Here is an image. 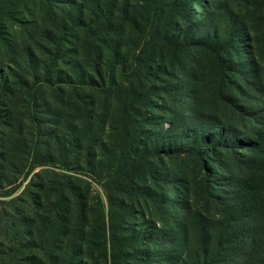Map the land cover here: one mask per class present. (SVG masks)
Wrapping results in <instances>:
<instances>
[{"label": "trees", "instance_id": "trees-1", "mask_svg": "<svg viewBox=\"0 0 264 264\" xmlns=\"http://www.w3.org/2000/svg\"><path fill=\"white\" fill-rule=\"evenodd\" d=\"M188 1L61 0L64 6L58 8L56 0H0V39L10 35L4 33L6 22L22 14V27L30 24L32 29L27 35L41 32L49 55L37 59L31 51L26 67H18L20 62H16L9 72L1 71L0 97L15 100L27 95L35 109L34 114L30 112L31 121L40 130L36 146L27 152L32 166L25 175L47 163L42 159L72 169L70 159L76 158L96 175L108 159L117 160L120 167L112 169L111 177L125 202L126 197L131 198V186L140 172L138 160L135 164L138 117L141 110L155 103L151 89L159 81L155 65L165 58L167 47L186 53L192 46L207 48L216 61L217 96L234 108L238 124L232 123L233 116L225 122L205 113L195 91L190 108L176 106L170 113L174 128L185 131L190 125L184 117L190 114L193 139L222 147L223 156L229 155L232 162H213L229 172L225 176L228 186H220L223 196L219 197L215 189L222 182L206 180L200 204L198 198L196 205L186 206L187 220L179 235L160 228L152 237L155 244L168 245L164 252L159 249L163 264H172L175 253L179 264H264V79L260 62H248L241 50L246 38L252 41L250 14H256L257 23L264 26V0H244V15L226 13L221 17L228 19L226 29L215 21V14H209L216 24L209 26L203 19L192 32L178 37L175 31L181 27ZM209 28L216 38L209 36ZM3 106L0 102V169L13 157L12 143L24 138V120L18 121ZM107 133L118 140L119 156L101 139ZM96 147H101V152ZM235 166L237 170H233ZM105 171V175L110 172ZM84 182L74 175L41 168L23 191L12 197L18 187L11 188L14 182L0 174V187L5 183L10 186L0 192V264H98L96 260L87 262L94 259V247L85 251L88 209L81 189ZM112 195L108 196L110 206L116 200ZM169 200L168 196L163 200L165 207ZM75 214L74 225L70 220ZM125 215L111 211L113 264H118V251L134 258L128 245L134 236L119 244L117 227ZM103 228L106 234L105 221Z\"/></svg>", "mask_w": 264, "mask_h": 264}, {"label": "rangeland", "instance_id": "rangeland-1", "mask_svg": "<svg viewBox=\"0 0 264 264\" xmlns=\"http://www.w3.org/2000/svg\"><path fill=\"white\" fill-rule=\"evenodd\" d=\"M56 1L58 8L64 6L61 0ZM229 11L238 13L240 16L244 15L247 13L245 1L189 0L184 20L181 21V27L175 31V34L179 37L192 32L194 26L200 25L203 19L209 26L216 24L207 17L209 14H215L216 17H213L215 21L220 22L222 29H226L229 27L228 19L227 17L221 19V17ZM22 17V14H18L14 20L6 22L4 33H10V35L7 34L3 40L0 39V72H9L16 62H20L18 67H26L29 64V52L31 51L34 52L37 59L49 58L43 48L45 47L42 40L43 34L40 35L41 32L32 33L35 35L33 36L35 40L32 36H28L27 31L32 30L31 25L24 24L22 27L23 24L20 23ZM27 20L30 21L31 17L28 16ZM248 24L252 41L250 43L246 38L241 43L243 44L241 50L248 62L254 59L260 62V73L264 79V26L257 23L254 13L250 14ZM208 30L210 37H217L214 30L211 28ZM200 33H203L202 29H200ZM191 37L194 36L191 35ZM15 40L18 42L17 44ZM125 53L128 54V51L126 50ZM20 56H22L21 59H19ZM235 59L237 60L236 56ZM215 63L214 55L210 50L192 46L188 53L186 50L177 47H167L165 58L162 59L161 63L158 61L155 65V69L159 73L157 87L152 86L151 88L156 94L155 103L149 109L141 110L138 117L140 129L136 134L138 156L135 164L138 160L140 172H137L138 178L131 186V198L126 197L125 202L120 199L111 177L112 172L120 167L117 160L108 159L102 167H98L99 174L96 175L93 171L91 172L89 165L86 166L85 163L76 158L70 159L72 169H68L62 163H48L49 161L42 159L43 162L47 163H42L25 175L32 166L31 161L28 160L27 152L36 146L37 133L40 130L38 124L31 121V113L34 114L35 109L31 106L27 95L15 100L11 96H1L0 102L5 105L3 107H6L7 111H11L13 117L18 121L24 120V138L14 144L12 143L13 157L11 161L8 160L4 164L3 167L6 168L0 169L2 178L14 182L11 188L18 187L12 197L20 194L32 179L33 174L41 168L48 167L64 175L77 176L85 181L81 184V189L86 197L88 209L86 223H84L87 230L85 251H87L88 246L94 247V259L85 260L89 263L96 260L98 264H113L109 227L112 211L114 213H126L124 218L119 219L120 226L117 227L119 244L121 246L126 244L128 240L132 239L130 235L134 236V239L128 243L134 250L130 251L134 258L126 257L123 251H118L115 255L118 264H163L161 254L168 248V245L161 241L155 244L152 233L161 228L163 231H173L179 235V229L182 230L181 225L187 220L186 206L188 203L196 205L198 198L203 195L206 180L210 179L214 182L223 183L217 184L215 189V193L219 197L223 196L220 186H228L225 176H228L229 172L224 171L221 165L213 162L215 160L217 162L220 160L232 162L231 158L228 157L229 155L223 156L225 150L222 147L212 143H204L201 139L197 141L193 139L196 135L190 132L193 126L191 125L190 114L187 113L184 117L186 125H190L189 130L185 131L174 128L170 113V109L176 106L181 109L190 108L192 106L191 101H193V91H195L199 108L205 113L218 116L225 122L233 116L232 123L238 124L234 108L221 101L217 96V78L213 69ZM251 68V65L247 67L248 70ZM22 90L26 91V89ZM1 91L3 90L0 85V94ZM1 121L2 117L0 116V124ZM0 128H2L1 125ZM112 135L110 134L108 137L107 133L101 136V139H104L109 150L119 156L121 150L117 146L118 140L113 139ZM96 148L98 152H101V147ZM52 151L55 154L53 156L57 158V151L54 149ZM94 164L97 167L99 161L96 160ZM105 170L112 172L105 175ZM233 170H237V167L235 166ZM6 184L1 185L0 192L10 187ZM110 193L116 199L112 206L109 205L108 201ZM167 196L170 200L165 207L163 200ZM198 203L200 204V198ZM77 216L78 214H75L70 220L74 225L77 223ZM104 221L106 234H104L103 228ZM175 240L177 239L174 238L173 241ZM169 245L171 249L176 250L173 243ZM159 249L162 252H159ZM174 256L175 259L172 264H179V254L175 253Z\"/></svg>", "mask_w": 264, "mask_h": 264}]
</instances>
